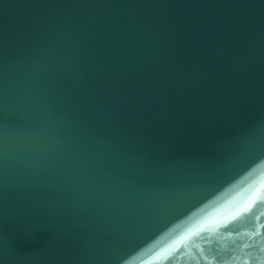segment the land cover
Segmentation results:
<instances>
[{
    "label": "water",
    "instance_id": "obj_1",
    "mask_svg": "<svg viewBox=\"0 0 264 264\" xmlns=\"http://www.w3.org/2000/svg\"><path fill=\"white\" fill-rule=\"evenodd\" d=\"M0 264H264V0H0Z\"/></svg>",
    "mask_w": 264,
    "mask_h": 264
}]
</instances>
